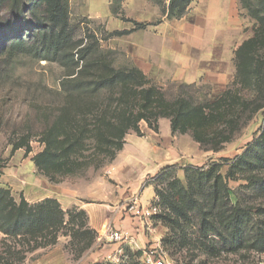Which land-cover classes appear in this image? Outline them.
Wrapping results in <instances>:
<instances>
[{"label":"trees","instance_id":"16d2710c","mask_svg":"<svg viewBox=\"0 0 264 264\" xmlns=\"http://www.w3.org/2000/svg\"><path fill=\"white\" fill-rule=\"evenodd\" d=\"M251 2L241 0L243 8H248L249 12ZM190 3L191 0H170L167 18L182 17ZM2 5L8 9L9 17L5 20L0 17V53L6 43L16 48L25 44L29 38L25 31L30 15L35 22L33 27L39 29L36 34L38 56L69 68L61 80L66 105L45 133L44 150L33 158L38 170L55 182L81 168L98 167L115 159L130 130L142 134L141 120L157 131L159 119L169 118L173 132L189 133L203 149L219 151L241 128L239 121L244 113L252 109V117L264 106L260 102L264 94V60L257 59L254 65L249 61L253 46L260 43L256 28L255 35L236 51L234 84L250 87L251 94L244 96L229 87L214 99L195 102L184 95L170 99L165 90L150 83L134 65L130 69H115L100 60L92 62L87 58L90 51L86 45L78 49L79 58H75L74 50L79 44L70 46L73 33L69 0H0ZM116 5L118 12L119 2ZM257 5L253 16L264 24V0H258ZM135 23L137 27L145 26ZM119 33L109 32L106 38ZM179 85L195 87L194 84ZM107 93L110 96L102 98ZM225 162L171 165L148 181L155 188L154 203L161 209L153 218L161 220L168 229L162 238L163 245L193 244L208 255L237 251L244 246L258 214L239 201H231L230 182L238 180V174L264 171V126L253 143L232 161ZM223 164L228 165L226 174L222 172ZM179 170H183L184 177L179 176ZM262 181L258 183L260 187H264ZM161 183L166 188L161 189ZM63 222L64 211L56 199L47 198L31 205L22 198L18 203L9 189L0 188V231L4 234L36 238ZM256 227H260L256 240L264 250V224ZM125 255L124 263L128 257L142 261L141 251L133 253L125 247ZM132 264L143 262L133 261Z\"/></svg>","mask_w":264,"mask_h":264},{"label":"crops","instance_id":"0c3cea01","mask_svg":"<svg viewBox=\"0 0 264 264\" xmlns=\"http://www.w3.org/2000/svg\"><path fill=\"white\" fill-rule=\"evenodd\" d=\"M89 2L91 16L104 18L107 30L120 32L115 35V48L148 78L194 84L206 88L213 97L221 95L235 80L236 51L255 35V22L241 0H191L187 12L174 19L167 18V11L161 13L150 0H122L120 11L126 19L112 13L111 0ZM164 2L168 5L170 0ZM135 22L145 26L137 27ZM157 124V131L141 122L142 134L129 132L105 173L85 188L61 183L52 185L49 191L33 161L19 156L18 151L0 173V185L19 191L29 201L56 197L63 208L79 206L97 233L108 224L127 231L131 238L125 247L143 255L148 249L161 247L168 229L154 218L143 217L138 209L130 210L131 199L150 205L157 197L154 185L148 183L152 177L167 166L203 165L211 157L191 134L173 132L169 118H160ZM178 174L184 177L183 170ZM120 245L102 242L81 264L106 260Z\"/></svg>","mask_w":264,"mask_h":264},{"label":"rangeland","instance_id":"374dc122","mask_svg":"<svg viewBox=\"0 0 264 264\" xmlns=\"http://www.w3.org/2000/svg\"><path fill=\"white\" fill-rule=\"evenodd\" d=\"M111 1V11L117 15L116 3L119 2L121 6L122 0ZM150 1L153 5L159 6L161 13L167 10L168 5L164 2L165 0ZM257 1L252 0L249 6L251 12L248 8H244L247 15L255 22L254 30L256 28V38L260 42L256 46L254 45L253 51L250 52L249 61L253 62V65L257 63V59L264 60V24H261L253 16V11H256L258 7ZM100 7V5L96 7L97 11ZM92 8L89 0H69L70 23L73 33V41L70 46L79 44L74 50L75 58H79L78 49L86 45L90 51L87 58L92 62L100 60L103 65L110 64L115 69H130L131 61L123 51L115 48V36L106 38L112 31L107 30L105 19L90 15ZM118 14L126 19L125 13L120 9H118ZM0 17L4 20L9 17L8 9L4 5L0 6ZM28 19L31 21L26 25L25 32L26 35L29 34V38H26L25 44L16 48L14 44L6 43L4 51L0 53V173L4 168L9 167L11 157L16 151L19 156L24 155L35 165L33 158L45 148L43 141L45 133L59 115L60 110L66 105L64 93L61 91V80L69 68L58 61L38 56L39 43L36 34L39 29L33 27L35 22L30 15ZM30 33H34V35H30ZM91 71L95 72V69ZM149 80L150 83L165 90L170 99L180 95L190 97L195 102L215 98L209 96L207 89L200 86L195 85L190 89L182 87L179 85L180 83L176 82H157L150 78ZM234 81L229 86L234 92L238 90L244 96L251 94L250 87L234 84ZM108 94L102 98L110 96ZM110 94L112 95V91ZM260 102L264 103V94ZM251 110H247L239 121L241 128L234 134L233 140L227 142L219 151L205 150L201 147L211 154L205 164L213 160L224 163H226L225 160L232 161L237 154L242 153L245 147L258 138L264 126V106L252 117ZM141 122L146 121L141 120ZM129 132L134 131L130 130ZM113 161L114 159L107 160L98 167L81 168L63 176L59 182H55L41 173L36 165L35 170L48 184L49 191H51L52 185L61 183L85 188L103 175L105 169ZM227 169L228 165L223 164V174H226ZM237 176L238 180L230 182L231 201H239L243 206L253 208L254 212L258 214L253 221L255 227L252 226L248 230L247 241L241 249L222 252L218 255H208L193 244L181 246L179 242H176L165 246L162 242L161 247L157 249L158 253L165 252L175 264H264V250L261 247V242L256 240L260 228L256 225L264 224V187L259 185V182L264 180V171L254 174H238ZM0 188L9 189L12 197L18 203L22 198L31 205L40 203L47 198L58 201L56 197H43L29 201L20 195L19 191L13 192L8 186L0 185ZM160 188H166V185L161 183ZM59 204L64 211V222L59 227L47 231L45 235H39L36 238L30 235L9 236L0 231V264H81L90 254L99 249L101 242L98 241V233L89 226L86 211L79 206L63 208L60 202ZM157 221L162 223L159 219ZM105 261L109 262L107 260L100 262ZM133 261L142 263L137 257H128L125 263L132 264ZM97 263L99 262L92 264Z\"/></svg>","mask_w":264,"mask_h":264},{"label":"built area","instance_id":"2783aa9c","mask_svg":"<svg viewBox=\"0 0 264 264\" xmlns=\"http://www.w3.org/2000/svg\"><path fill=\"white\" fill-rule=\"evenodd\" d=\"M112 170H108L107 173L111 174ZM130 210L135 211L138 209L143 217L153 218L156 214L161 212V209L154 201L150 205H142L137 202V199H131ZM131 235L127 231L117 230L112 224H108L102 231L98 232L99 242H119L121 245L113 253L106 257V260L110 263H120L125 258V242L129 241ZM143 264H175L169 255L165 252L158 253L157 249L151 248L146 250L142 256Z\"/></svg>","mask_w":264,"mask_h":264}]
</instances>
